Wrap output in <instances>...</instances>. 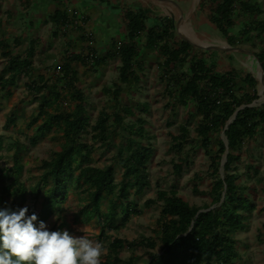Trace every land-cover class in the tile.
<instances>
[{
  "label": "trees",
  "instance_id": "obj_1",
  "mask_svg": "<svg viewBox=\"0 0 264 264\" xmlns=\"http://www.w3.org/2000/svg\"><path fill=\"white\" fill-rule=\"evenodd\" d=\"M43 1L65 7V0ZM4 4L5 0H0V13ZM121 6L126 42L114 43L102 60L89 48L70 58L68 53L75 48L65 47L59 63L36 75L34 54L40 42L28 43L18 54L14 48L23 44L21 34H4L11 37V46L0 38V54L6 60L0 70V105L12 99L22 79L26 80L24 103L37 104L26 124V143L0 134V210L21 208L31 199L38 206L34 212L37 224L56 217V230L70 231L64 206L72 194L83 199L73 223L93 224L98 229L97 240L106 250L102 264H137L136 256L130 255L126 261L122 258L137 248L152 252L144 264H241L234 236L245 229L255 205L249 197L251 178L239 174L238 154L246 142L257 143L264 137V103L253 105L259 100L258 83L247 71L220 69L215 52L178 44L172 36L171 20L155 9ZM195 13L202 15L228 47L249 46L264 73V0H200ZM70 19L65 10H56L49 17L51 37L62 39ZM6 23L0 16L3 32L10 28ZM146 51L163 58L157 67L166 108L188 114L178 135L170 136L169 150L177 157L170 162L172 173L180 176L183 167L202 151L209 163L211 202L189 206L178 197L177 182L169 191L158 190L155 200L143 202L145 211L155 205L160 208L153 229L157 239L129 243L122 235L133 218L143 215L135 199L150 187L148 170L155 154L145 119L148 105L133 97L134 87L146 77L142 55ZM108 59L118 62L116 81L100 92L105 104L91 124L89 114L94 107L87 102L75 67L95 71ZM141 92L145 93L144 88ZM15 112L5 119L6 131L18 120ZM236 112L234 121L226 126ZM191 119H195L193 137ZM48 138L57 142L51 157L39 163L38 176L25 178L23 154ZM224 156L226 162L221 167ZM246 170L257 172L253 166ZM193 194L198 195L195 188Z\"/></svg>",
  "mask_w": 264,
  "mask_h": 264
},
{
  "label": "rangeland",
  "instance_id": "obj_2",
  "mask_svg": "<svg viewBox=\"0 0 264 264\" xmlns=\"http://www.w3.org/2000/svg\"><path fill=\"white\" fill-rule=\"evenodd\" d=\"M76 1L77 3L75 4V8L77 11L81 12V4L79 0ZM110 1H112V5L117 7L122 5L121 0ZM199 1L200 0H170V3L175 8L176 14L189 36L199 40L203 44L224 48L227 45L220 39L218 33L206 23L201 14L195 13ZM22 3L23 2H21V0H5V5L0 13V16L1 20L5 19V23L6 18H9L10 21H7L6 23L10 27L7 28L8 30L24 32L30 28V15L38 12L35 8L36 0H31V7L33 8L30 10L23 9L24 4L22 5ZM123 3L127 4L130 8L135 7L150 9L149 7H151L155 9L157 13L167 17L156 4L147 0H129V3L127 0H124ZM63 5H65V7H67L65 9L68 10V7L71 5V1L65 0ZM121 9L122 8H120V10ZM76 20L78 21L77 18ZM32 23L34 25V22ZM8 32H3L0 29V38L9 40V38H11L10 36L7 38L5 37L6 34L10 33ZM175 32L176 30H173L172 28V36ZM18 48L20 47L16 46L14 51L20 52L21 50ZM239 49L252 54L249 46H244L243 48L240 46ZM217 54L219 68L224 69L223 71L232 67L237 72L247 71L255 78L257 77V67L253 63V60L240 55L226 53ZM39 57L40 56H38V58ZM47 58L48 56L45 57L44 61L47 60L48 62ZM148 61L152 62V65L154 66L151 65L152 67L150 68V71L146 73V77L141 79L140 83L134 87L133 90H135V93L133 94V97L148 105L149 115L145 119L148 122L147 131L149 132V136L154 138L153 149L155 154L148 170L150 187L144 191L142 197L135 199L140 210L143 211V215L133 218L122 235V238L129 243L133 241L139 242L143 239H157L153 233V229L154 223L158 218L160 208L158 205H155L145 211V209H143V202L145 199L155 200L158 190L169 191L172 189L173 184H176L177 182L176 191L178 197L189 206L202 207L203 205H209L211 202V197L208 195L211 191V183L207 179V169L209 168V163L202 151H199L195 157L191 158L190 165L188 164L186 167H183L180 176L176 177L172 173L170 162L177 157L169 150L171 145L170 136L175 137L178 135V130L180 126L185 123L188 114H185L182 109L171 110L170 108H166L167 102L160 95L162 88L160 87L159 80L156 78V60L154 58H148ZM5 64V57L0 54V70L5 66ZM36 64H38L37 60ZM111 65L112 64H108L107 71L104 72L103 78H106L108 82L106 83L105 81V83L102 84V89L104 87H110V85L116 81L117 72L110 67ZM25 81V79H22L19 82V86L16 88L12 99L8 103L3 102L0 105V134L13 137L22 143H26L24 138L27 133L26 124L31 120V114L37 107V104L29 105V103H24V100L26 99V91L23 84ZM94 82H96L94 84H98V79ZM84 85L86 86H83V89H85L87 93V102L94 107L93 111L89 114L91 117V124H93L97 118L99 110L102 106H104L105 100H97V94H99L101 88L97 87L94 89V85L92 84L88 85L84 83ZM142 88H144L145 93L141 92ZM257 92L259 94V100L254 102V106L264 103V92L261 93V87L259 85L257 87ZM143 94L146 96L144 97L146 98V101L141 98ZM122 95L126 96V91L122 90ZM13 110H16L15 114L17 115L18 120L14 127L6 131L3 129V124L5 119ZM194 125L195 119H191V137H193ZM52 136H50V138ZM56 144V141L48 138L39 143L35 148L31 149L28 154H23V163L25 164L26 170L24 174L25 178L28 175L38 176L41 173L37 171V166L41 161L48 160L51 157L50 151L56 147ZM238 155L241 157L239 174L244 179L249 177L252 180L253 186H250L251 190L249 192V197L253 200L255 211L251 217L247 219L245 229L237 233L234 236V239L237 242V250L240 255V259L242 260L241 264H264V137L258 139L257 143L251 141L246 142ZM97 158L98 156L95 159ZM252 158H255L257 163H255ZM249 166L256 168V174L246 170ZM0 167L2 168L3 164H1ZM220 173L222 175V170ZM196 178H200L201 181H196ZM249 185L250 184H248V186ZM194 188L198 191V195L193 194ZM82 203L83 199L80 198V196H74L72 194L69 196V200L64 206V209L66 210V218L70 225V231L67 229L63 230H67L70 234L76 237L85 235L89 239L98 241L97 236L99 231L93 224L80 226L73 223L74 215L77 213ZM15 206H18V204H15ZM22 207L28 208L27 215H31L34 212L36 213V210L38 209L37 204H34L31 199H28V202ZM16 209L18 208H15V210ZM45 224L47 225L49 231H55L58 228L59 222L56 217H53ZM151 253L152 252L150 251L145 253L142 249L137 248L132 249V252L128 251L124 253L122 258L126 261L130 255L136 256L139 258L137 264H144L148 259L147 254Z\"/></svg>",
  "mask_w": 264,
  "mask_h": 264
},
{
  "label": "crops",
  "instance_id": "obj_3",
  "mask_svg": "<svg viewBox=\"0 0 264 264\" xmlns=\"http://www.w3.org/2000/svg\"><path fill=\"white\" fill-rule=\"evenodd\" d=\"M70 1L71 5L68 7V10H66L64 6H57L47 3L43 0H36L35 8L38 10V12L30 15V28L28 30L20 32L17 30H8L6 28V32L9 31V34L14 33L22 35L23 44L20 48H18L21 51H14V53H22L28 47V43L34 40H38L40 42V45L38 48L36 47L34 54L36 75L38 73H44V69L46 70L59 63L61 61V56L65 47H68L69 49L75 48L76 50H87V48H89L93 50L100 60H102V57L107 56V53L111 52V46L114 43L126 42V32L121 20V14L124 10L123 8L120 10V7L112 5V1L110 0L108 3H102L95 0H79L82 7L81 12H79L75 8L77 1ZM123 1L124 0H121V4H124ZM21 2H23L22 5L24 4L23 9L30 10L33 8L31 7V0H21ZM127 2L129 3V0H127ZM56 10H65L71 18L70 20H74V23H71L70 20L67 21V27L65 28L64 32L61 33L62 35L64 34V37H60L62 39L51 37L52 25L50 24L49 17ZM32 22H34V25ZM77 27L81 29L78 30ZM89 36L93 38L92 42H88ZM7 42L11 46L12 40H7ZM142 55L143 63L146 69L145 73L150 71V68L154 66L152 65V62L148 61V58H154L156 60V66L159 64L162 65L163 58H161L155 52L146 51L143 52ZM38 56L40 57L38 58ZM46 56H48V62L47 60L44 61ZM36 60L38 61V64H36ZM108 64H112L110 67H112V69L114 71L116 70L117 72L118 62L113 59H108L103 68L101 66L95 71L81 67H75L80 76L81 88L83 89V86L86 87L84 83L88 85L92 84L94 85V89L97 87L101 88V92L102 84H104L105 81L106 83L108 82L106 78H103L104 72L107 71ZM156 68V78L159 79L160 73L158 71V67ZM97 79L98 84H94L96 83L94 81ZM83 91L86 93L85 89H83ZM99 94H97V100L101 101L102 98L99 97Z\"/></svg>",
  "mask_w": 264,
  "mask_h": 264
},
{
  "label": "clouds",
  "instance_id": "obj_4",
  "mask_svg": "<svg viewBox=\"0 0 264 264\" xmlns=\"http://www.w3.org/2000/svg\"><path fill=\"white\" fill-rule=\"evenodd\" d=\"M28 208L0 210V264H102L106 250L99 241L49 231Z\"/></svg>",
  "mask_w": 264,
  "mask_h": 264
},
{
  "label": "water",
  "instance_id": "obj_5",
  "mask_svg": "<svg viewBox=\"0 0 264 264\" xmlns=\"http://www.w3.org/2000/svg\"><path fill=\"white\" fill-rule=\"evenodd\" d=\"M165 2L167 3V5L171 9H173V6L170 3V0H165ZM166 16L169 17V19L171 20V24H172L173 30H176V28H177V21H176L175 14L166 15ZM173 38H174V40L178 44H180V45H182L184 47L190 48L192 50H196V51H200V52H215V53H226V54H232V55H240V56H244L246 58H249V59L253 60V63L257 67V77L255 79H256L258 85L261 88L264 87V73H263L262 67H261V65H260L257 57H255L253 54H251V53H249L247 51H244V50H240V49H236V48L234 49V48H231V47H228V46H225L224 48H221V47H216V46H212V45H208V44H202V46L187 45V44H184V43L179 42L178 38L176 37V32H175V34L173 33ZM261 93H263V92H261ZM258 96H259V94H258ZM240 110H238V111H240ZM237 112L229 120V122L227 123L226 126H228L232 121H234ZM222 141H223L225 147L227 148L228 143H227L226 137L224 135H222ZM225 162H226V156H224L222 158L221 167L224 166Z\"/></svg>",
  "mask_w": 264,
  "mask_h": 264
},
{
  "label": "bare ground",
  "instance_id": "obj_6",
  "mask_svg": "<svg viewBox=\"0 0 264 264\" xmlns=\"http://www.w3.org/2000/svg\"><path fill=\"white\" fill-rule=\"evenodd\" d=\"M147 1L156 4L165 13V15L176 14L175 8L173 7V9H171L170 7H168L167 3L164 0H147ZM176 21H177L176 37L178 38L179 42L192 46H202L203 43L189 36L187 31L184 29V26L181 24L177 14H176ZM261 92H264V87L261 88Z\"/></svg>",
  "mask_w": 264,
  "mask_h": 264
},
{
  "label": "built area",
  "instance_id": "obj_7",
  "mask_svg": "<svg viewBox=\"0 0 264 264\" xmlns=\"http://www.w3.org/2000/svg\"><path fill=\"white\" fill-rule=\"evenodd\" d=\"M82 19V18H81ZM88 40L90 41L91 40V42L93 41V38L91 37V36H89L88 37ZM80 55V52L78 51V50H72V51H70L69 53H68V57H78ZM86 60H87V58H86Z\"/></svg>",
  "mask_w": 264,
  "mask_h": 264
}]
</instances>
